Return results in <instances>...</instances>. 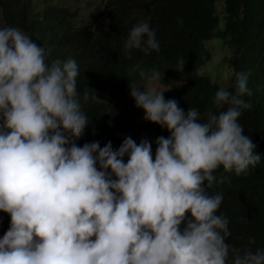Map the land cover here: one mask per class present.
<instances>
[{"label": "clouds", "instance_id": "clouds-1", "mask_svg": "<svg viewBox=\"0 0 264 264\" xmlns=\"http://www.w3.org/2000/svg\"><path fill=\"white\" fill-rule=\"evenodd\" d=\"M159 47L147 22L123 43L126 53ZM47 58L20 29L0 27V211L10 215L0 264H229L230 257L264 264L254 238L244 249L225 243L229 221L217 214L223 194L205 187L221 166L240 175L260 162L238 122L251 107L246 73H235L234 92L215 93L214 105L227 108L209 111L203 123L195 108L185 113L163 92L130 87L143 118L170 133L156 139L153 158L144 139L126 137L115 151L111 142L77 146L89 122L78 65ZM160 77L152 70L151 80Z\"/></svg>", "mask_w": 264, "mask_h": 264}, {"label": "trees", "instance_id": "trees-1", "mask_svg": "<svg viewBox=\"0 0 264 264\" xmlns=\"http://www.w3.org/2000/svg\"><path fill=\"white\" fill-rule=\"evenodd\" d=\"M219 2L223 3L221 14L216 13ZM0 15L3 27L18 28L44 46L48 63L76 62L77 93L89 122L74 142L77 146L99 142L101 148L111 142L113 151L131 137L126 134L124 117L130 108V87L134 82L153 81L152 70L161 73L155 82L163 89L165 100L174 99L185 113L189 107L195 108L200 122L207 121L209 111L226 110L227 105L217 108L213 103L218 84L198 73L212 59L206 44L219 39L223 49L231 52L225 58L232 70L225 90L235 91V73L248 76L250 95L244 99L251 107L238 122L261 159L240 175L225 172L221 166L205 187L209 195L223 194L217 214L229 221L231 236L225 243L244 249L254 238L252 251L264 252V0H113L104 12H92L91 21L98 20L87 26H75L72 20L76 16L69 8L48 4L36 11L31 0H0ZM141 22L155 31L159 51L144 54L133 49L126 53L123 43L132 27ZM141 70L145 76L140 75ZM169 89L172 92L167 93ZM142 128L147 135L131 138L137 144L142 139L150 142L154 158L156 139L170 133L149 121ZM122 159L126 163L127 154ZM9 227L10 215L0 211V239Z\"/></svg>", "mask_w": 264, "mask_h": 264}, {"label": "rangeland", "instance_id": "rangeland-1", "mask_svg": "<svg viewBox=\"0 0 264 264\" xmlns=\"http://www.w3.org/2000/svg\"><path fill=\"white\" fill-rule=\"evenodd\" d=\"M32 5L36 11L43 9L46 5H59L69 8L71 12L75 14V20H72L75 26L95 23L96 21H91L89 15L92 12L101 13L107 8L111 7L113 0H31ZM222 3L219 2L216 13L221 14ZM222 25V21L221 24ZM0 27H3V21L0 15ZM95 28V27H93ZM219 39H213L206 44V47L211 52L212 59L203 68H201L198 73L202 75H208L213 82L219 85L220 88H227L229 86V80L231 76V68L227 63L226 56L230 55L231 52L226 51L219 43ZM132 86H136L141 90H152L155 89L158 92H162L161 89L155 81L146 82L143 85H137V83H132ZM131 86V87H132ZM172 92L171 89L167 90V93ZM130 108L124 114L127 121L126 134L132 136H137L138 134H143L139 138L147 135L148 132L144 133L143 123L146 121L144 117V111L141 108L136 107L134 99L130 96ZM149 131V130H148ZM150 133V132H149ZM94 239V237L92 238Z\"/></svg>", "mask_w": 264, "mask_h": 264}]
</instances>
